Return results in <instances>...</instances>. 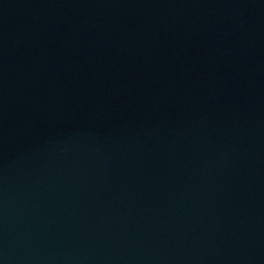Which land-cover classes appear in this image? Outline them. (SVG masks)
Returning <instances> with one entry per match:
<instances>
[{
	"label": "water",
	"instance_id": "1",
	"mask_svg": "<svg viewBox=\"0 0 264 264\" xmlns=\"http://www.w3.org/2000/svg\"><path fill=\"white\" fill-rule=\"evenodd\" d=\"M0 264H264V0H0Z\"/></svg>",
	"mask_w": 264,
	"mask_h": 264
}]
</instances>
